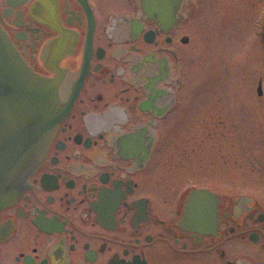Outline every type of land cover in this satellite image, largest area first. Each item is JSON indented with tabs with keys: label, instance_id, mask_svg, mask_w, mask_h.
<instances>
[{
	"label": "flooded vegetation",
	"instance_id": "af4514ba",
	"mask_svg": "<svg viewBox=\"0 0 264 264\" xmlns=\"http://www.w3.org/2000/svg\"><path fill=\"white\" fill-rule=\"evenodd\" d=\"M189 1L0 0L60 115L0 208V264H264V27L237 93L201 102Z\"/></svg>",
	"mask_w": 264,
	"mask_h": 264
},
{
	"label": "rangeland",
	"instance_id": "374dc122",
	"mask_svg": "<svg viewBox=\"0 0 264 264\" xmlns=\"http://www.w3.org/2000/svg\"><path fill=\"white\" fill-rule=\"evenodd\" d=\"M187 9L192 17L185 21L184 29L191 34L195 50L191 52L192 45L186 47V77L189 82L198 83L199 91L195 96L201 98V102L213 96L214 90L216 94L220 90L222 97L232 96L238 86L234 75L241 67L238 59L249 50L259 48L257 42L261 36L258 35L264 27V0H190ZM193 70L198 71L192 73ZM256 86L255 98L259 97ZM260 101L264 129V95ZM258 139L259 135L256 147L264 154V147L260 148L264 143Z\"/></svg>",
	"mask_w": 264,
	"mask_h": 264
},
{
	"label": "water",
	"instance_id": "95a60500",
	"mask_svg": "<svg viewBox=\"0 0 264 264\" xmlns=\"http://www.w3.org/2000/svg\"><path fill=\"white\" fill-rule=\"evenodd\" d=\"M52 98L53 90L26 67L0 29V208L21 191L33 153L60 122V115L52 116Z\"/></svg>",
	"mask_w": 264,
	"mask_h": 264
}]
</instances>
